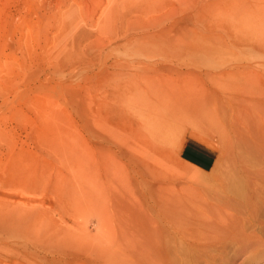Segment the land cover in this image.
<instances>
[{
	"label": "rangeland",
	"instance_id": "1",
	"mask_svg": "<svg viewBox=\"0 0 264 264\" xmlns=\"http://www.w3.org/2000/svg\"><path fill=\"white\" fill-rule=\"evenodd\" d=\"M0 264H264V0H0Z\"/></svg>",
	"mask_w": 264,
	"mask_h": 264
}]
</instances>
